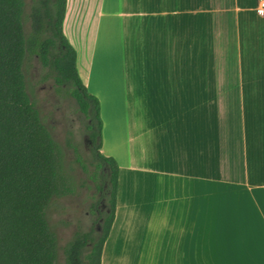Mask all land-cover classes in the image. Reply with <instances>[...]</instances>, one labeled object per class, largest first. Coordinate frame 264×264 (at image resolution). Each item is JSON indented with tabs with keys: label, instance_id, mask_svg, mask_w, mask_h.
I'll return each mask as SVG.
<instances>
[{
	"label": "crops",
	"instance_id": "obj_1",
	"mask_svg": "<svg viewBox=\"0 0 264 264\" xmlns=\"http://www.w3.org/2000/svg\"><path fill=\"white\" fill-rule=\"evenodd\" d=\"M86 1L67 0L64 35ZM256 4L98 1L91 54L119 52L122 61L103 99L83 83L99 98L100 152L118 166L100 264H264V14ZM128 51L137 55L134 94Z\"/></svg>",
	"mask_w": 264,
	"mask_h": 264
},
{
	"label": "trees",
	"instance_id": "obj_2",
	"mask_svg": "<svg viewBox=\"0 0 264 264\" xmlns=\"http://www.w3.org/2000/svg\"><path fill=\"white\" fill-rule=\"evenodd\" d=\"M67 0H0V264H57L58 240L47 209L72 193L63 154L42 122L26 84L25 67L36 58L42 78L66 91L86 119L90 176L99 193L91 204L95 226L74 231L63 246V264H100L114 218L118 166L100 152V104L76 68V52L62 31ZM75 152L77 148L73 147ZM77 162H83L76 157Z\"/></svg>",
	"mask_w": 264,
	"mask_h": 264
},
{
	"label": "rangeland",
	"instance_id": "obj_3",
	"mask_svg": "<svg viewBox=\"0 0 264 264\" xmlns=\"http://www.w3.org/2000/svg\"><path fill=\"white\" fill-rule=\"evenodd\" d=\"M25 1L29 3V0ZM98 1H86L81 10L76 13L75 21L69 19L65 21L64 36L76 52V68L80 79L83 83L87 80L90 89L97 91L99 97L103 99L106 86L112 87L119 80V67L122 61L119 52L104 53L99 49L96 54H91ZM103 38L104 36L99 38L102 44ZM116 41L117 37L114 35V42L111 43L114 48L117 46ZM128 52L126 55L123 54L125 55L124 65L130 64V72L128 76L126 73L125 77L131 81L130 92L134 94L136 86L132 85V81H135L137 76V55L135 52ZM91 58L93 64L90 63ZM25 69L28 94L42 122L60 146L63 167L69 175L72 186V193L55 197L47 209L49 224L58 240L57 264H63L62 248L73 232L89 231L95 226L93 223L95 216L90 208L91 204L98 199L99 193L96 190L95 181L90 177L94 166L86 162L90 145L87 141L86 119L69 93L57 91L51 78L45 80L42 78L40 64L36 58L29 59ZM73 147L77 148V152ZM77 153L83 166L76 160ZM91 264H96L94 257Z\"/></svg>",
	"mask_w": 264,
	"mask_h": 264
},
{
	"label": "built area",
	"instance_id": "obj_4",
	"mask_svg": "<svg viewBox=\"0 0 264 264\" xmlns=\"http://www.w3.org/2000/svg\"><path fill=\"white\" fill-rule=\"evenodd\" d=\"M256 12L259 15H263L264 14V0H257Z\"/></svg>",
	"mask_w": 264,
	"mask_h": 264
},
{
	"label": "flooded vegetation",
	"instance_id": "obj_5",
	"mask_svg": "<svg viewBox=\"0 0 264 264\" xmlns=\"http://www.w3.org/2000/svg\"><path fill=\"white\" fill-rule=\"evenodd\" d=\"M87 141H88V143H90L89 142V139H87ZM99 224H97L96 226H95V230L97 231V226H98Z\"/></svg>",
	"mask_w": 264,
	"mask_h": 264
},
{
	"label": "water",
	"instance_id": "obj_6",
	"mask_svg": "<svg viewBox=\"0 0 264 264\" xmlns=\"http://www.w3.org/2000/svg\"><path fill=\"white\" fill-rule=\"evenodd\" d=\"M97 231H100V225L97 226Z\"/></svg>",
	"mask_w": 264,
	"mask_h": 264
}]
</instances>
